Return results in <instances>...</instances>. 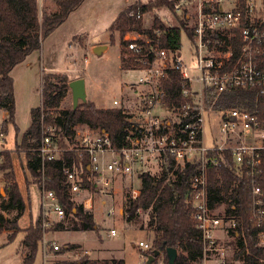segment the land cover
Returning <instances> with one entry per match:
<instances>
[{
    "label": "built area",
    "instance_id": "2783aa9c",
    "mask_svg": "<svg viewBox=\"0 0 264 264\" xmlns=\"http://www.w3.org/2000/svg\"><path fill=\"white\" fill-rule=\"evenodd\" d=\"M173 1L175 12L192 31L191 37L185 35L192 45L194 65L182 58L181 48L162 46L159 28L153 29L154 39L127 33L124 39L128 50L142 63L137 69L142 72L138 83L143 87L130 106L119 99L113 101L112 107L122 108L133 124L124 130L120 144L114 143L108 132L84 124L75 128L72 143L61 145L57 128L43 123L38 151L43 163L61 160L64 184L74 204L91 213L97 205L95 195L99 194L108 216L125 214L124 201L140 195L144 173L161 174L171 164L174 169L198 164L200 170L190 179L187 201L202 233L203 261L228 264L229 248L220 234L232 233L237 238L234 233L238 222L227 215L224 203L210 205L208 176L209 169L226 164L230 154L237 173L248 178L251 220L263 229L264 0ZM37 2L42 11L46 2ZM143 4L130 9L128 16L142 20ZM175 74L179 86L170 94L163 82ZM131 86L137 88L135 83ZM237 89L253 91L252 107L212 104L220 94ZM208 117L219 119L220 126V133L210 144L205 134ZM137 180L140 185H136ZM43 186L47 213L65 219L67 214L56 192ZM111 234H117L115 228ZM260 237L263 245V231ZM139 246L144 251L151 248L145 241H139ZM54 248L59 250L61 245L54 244Z\"/></svg>",
    "mask_w": 264,
    "mask_h": 264
},
{
    "label": "trees",
    "instance_id": "16d2710c",
    "mask_svg": "<svg viewBox=\"0 0 264 264\" xmlns=\"http://www.w3.org/2000/svg\"><path fill=\"white\" fill-rule=\"evenodd\" d=\"M54 1L58 5V11L49 12L43 9L40 11L37 0H0V108L7 114L1 127L5 131L11 124L19 129L15 122L14 79L11 75L13 68L30 53L41 49L44 38L60 26L83 0ZM139 3L120 15L113 25V28L120 30L124 47L127 46L124 39L127 33L138 32L146 39H154L155 28L161 29V44L166 48L179 49L183 35L191 37V28L175 12L173 0H154L142 5L144 12L167 7L179 18V24L172 25L163 22L156 15L151 29H144L141 20L128 16L129 10L136 8ZM141 41L145 43L144 40ZM141 66L138 55L130 51L128 56L122 55L123 69H137ZM70 82L67 77L50 76L47 73L43 75L42 103L32 109L31 125L16 145L26 152V166L31 175L39 184L45 183L46 188L54 190L66 214L75 217L68 219L70 225L67 230H93L96 228L94 215L84 211L81 205L74 204L64 184L61 160L42 161L38 151L42 139V124L57 128L61 145L72 143L76 134L75 128L84 124L95 130L108 132L113 142L120 144L124 130L133 124L122 108H102L91 101H80L77 107L72 105L62 109L61 104L70 90ZM163 85L170 94L176 93L179 86L178 74L172 79H165ZM253 95L252 90L237 89L220 94L212 104L227 108L241 105L252 107ZM1 155H4L0 169L6 181L7 198L0 204V233L8 232V239L11 241L19 232H24L22 244L26 248V255L23 264H32L43 239L42 219L40 216L36 225L30 229H20L19 219L25 212L26 202L16 179L12 153L4 151ZM227 157L226 164L209 169L210 205L216 207L224 203L227 215L236 218V257L241 258L244 264H263L264 244H261L260 232H264V227L259 229L251 220L248 178L245 174H238L232 156L227 154ZM199 170L198 164L187 163L175 169L171 164L159 176L144 173L140 195L136 199H127L125 215L128 221H138L139 211L149 210L147 228L154 233V238L147 252L148 256L154 250H161L168 264L166 249L174 247L179 252L176 264H203L202 233L191 216V205L187 201L190 179ZM63 222L59 223L61 227H64ZM81 264H87V261ZM112 264H125V261L113 258Z\"/></svg>",
    "mask_w": 264,
    "mask_h": 264
},
{
    "label": "rangeland",
    "instance_id": "374dc122",
    "mask_svg": "<svg viewBox=\"0 0 264 264\" xmlns=\"http://www.w3.org/2000/svg\"><path fill=\"white\" fill-rule=\"evenodd\" d=\"M148 1L154 0H83L60 26L44 38L41 49L30 53L11 72L14 79L15 122L19 129L17 130L14 124L9 125L7 131L1 128L7 114L0 108V164L4 160V155L1 153L11 152L17 173L16 179L18 181L19 178L21 181V187L19 181L18 185L28 204L24 216L19 220L20 229H30L36 225L40 216L42 219L43 239L32 264L56 262L81 264L85 261L87 264H112L113 258L125 259V264H144L147 261L144 255L148 251L140 248L139 241L143 240L151 245L153 242L154 233L147 228L149 210L141 211L139 220L133 222L128 221L125 214L108 216L106 205L100 203V195L96 194L97 205L91 212L96 221V228L84 231L67 230L70 225L68 219L75 217L67 215L61 220L52 213H47L43 191L45 183L39 184L31 175L26 166V152L17 148L16 142H20L23 133L31 125L32 109L42 103V77L46 73L50 76L67 77L69 81L84 79L87 101L93 102L98 107L110 108L115 99L130 106L140 97L143 85L138 83V79L142 72L136 68L125 70L121 67V57L128 56L129 50L121 42L120 30L113 28V25L116 19L133 5L139 2L146 4ZM44 2H46L42 8L44 11H58V5L54 0H44ZM167 9V7H159L145 12L141 20L142 27L151 29L156 15L168 24H179V18ZM131 34L136 37L141 35L138 32ZM181 44L180 54L192 67L194 65L192 45L185 34ZM98 46H108V48L96 51ZM51 79L56 80L53 77ZM133 83L137 85L136 89L132 88ZM72 105L70 88L61 108L65 109ZM219 133V119L208 117L205 127L207 144H210L212 137ZM136 185H140L139 180L136 181ZM5 186L6 181L0 169L2 195L0 204L5 201L4 198H7ZM127 190L130 191V188ZM120 196L121 192H118L117 203L120 202ZM124 207L126 209V204ZM62 221L64 227L59 225ZM112 228L117 229L116 235L111 234ZM24 235V232H19L9 241L7 232L0 233V264H23ZM220 235L229 248L228 264H244L241 258L236 257L237 238L232 233ZM54 244L61 245V248L56 250ZM152 264H167L164 254L161 253ZM207 264H216V262L209 261Z\"/></svg>",
    "mask_w": 264,
    "mask_h": 264
},
{
    "label": "water",
    "instance_id": "95a60500",
    "mask_svg": "<svg viewBox=\"0 0 264 264\" xmlns=\"http://www.w3.org/2000/svg\"><path fill=\"white\" fill-rule=\"evenodd\" d=\"M105 48V46H98L96 47V51H100L101 49ZM70 88L72 90V97H73V105L77 107L80 100L83 102L87 101V93L85 87V80L82 78L75 79L70 82ZM161 250H154L147 258L145 264H152L153 261L161 254ZM166 255L168 258V264H176V260L178 258L179 252L174 247H167Z\"/></svg>",
    "mask_w": 264,
    "mask_h": 264
},
{
    "label": "crops",
    "instance_id": "0c3cea01",
    "mask_svg": "<svg viewBox=\"0 0 264 264\" xmlns=\"http://www.w3.org/2000/svg\"><path fill=\"white\" fill-rule=\"evenodd\" d=\"M105 48H108V46H105ZM1 135H3V132H1ZM14 159V158H13ZM17 174V173H16ZM17 178H18V175H17ZM18 181H19V178H18ZM19 184H20V187H21V181H19ZM21 190H22V188H21ZM23 192V191H22ZM24 195V194H23ZM26 202V201H25ZM27 206H28V204L26 203V209H27ZM26 209H25V212H26ZM24 212V213H25ZM24 216V214L21 216V218L20 219H22V217ZM19 219V220H20ZM6 232V231H5ZM116 232H117V229H116ZM8 233V232H7ZM140 241H143V240H140ZM24 252H23V257H25V255H26V248L24 247V250H23ZM124 261H125V259H124Z\"/></svg>",
    "mask_w": 264,
    "mask_h": 264
}]
</instances>
